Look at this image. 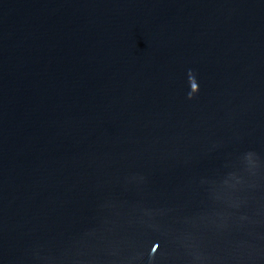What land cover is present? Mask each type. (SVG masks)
I'll return each instance as SVG.
<instances>
[{
  "label": "water",
  "instance_id": "water-1",
  "mask_svg": "<svg viewBox=\"0 0 264 264\" xmlns=\"http://www.w3.org/2000/svg\"><path fill=\"white\" fill-rule=\"evenodd\" d=\"M0 264H264V0H0Z\"/></svg>",
  "mask_w": 264,
  "mask_h": 264
},
{
  "label": "snow or ice",
  "instance_id": "snow-or-ice-1",
  "mask_svg": "<svg viewBox=\"0 0 264 264\" xmlns=\"http://www.w3.org/2000/svg\"><path fill=\"white\" fill-rule=\"evenodd\" d=\"M155 249H153V251H154Z\"/></svg>",
  "mask_w": 264,
  "mask_h": 264
}]
</instances>
